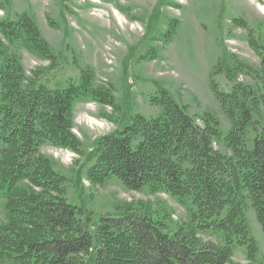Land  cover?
I'll return each mask as SVG.
<instances>
[{
	"label": "trees",
	"instance_id": "trees-1",
	"mask_svg": "<svg viewBox=\"0 0 264 264\" xmlns=\"http://www.w3.org/2000/svg\"><path fill=\"white\" fill-rule=\"evenodd\" d=\"M233 24L247 29L261 67L238 63L235 71L254 84L237 83L230 91L213 78L223 69L212 72V92L230 125L226 133L214 111L193 114L162 89L149 100L160 109L156 116L131 114L90 154L91 184L116 178L128 189L176 198L186 217L171 224L167 214L152 218L130 209L95 220L69 201L68 177L41 148L51 144L82 157L84 144L73 131L75 103L91 99L119 112L113 85L98 84L90 66L64 87L27 74L21 50L52 64L57 55L26 12L0 21V192L6 208L0 264H232L238 247L245 248L246 264H264L247 217L253 210L264 233V46L245 20ZM177 29L173 21L159 40L171 42ZM143 57L154 59L157 51Z\"/></svg>",
	"mask_w": 264,
	"mask_h": 264
},
{
	"label": "rangeland",
	"instance_id": "rangeland-1",
	"mask_svg": "<svg viewBox=\"0 0 264 264\" xmlns=\"http://www.w3.org/2000/svg\"><path fill=\"white\" fill-rule=\"evenodd\" d=\"M24 12L33 17L57 55L52 64L21 50L27 74L36 72L50 87H64L77 81L81 68L90 66L98 84L113 85L120 106L115 113L91 99L75 103L73 131L84 144L82 157L51 144L41 148L54 168L68 177L69 201L85 206L95 220L129 209L152 218L167 214L171 224L184 219L185 208L169 194L131 190L116 178L103 185L91 184L90 154L100 137L120 129L131 114L156 116L160 109L149 100L162 89L193 114L214 111L226 133L230 125L212 92V72L223 69L213 76L223 91L237 83L254 84L250 76L234 69L241 62L259 70L261 60L249 43L247 29L234 26L233 19L245 20L264 46V0H4L0 21ZM173 21L178 29L166 44L159 38ZM153 49L156 58L143 57ZM247 217L263 255L261 225L253 210ZM5 218V198L0 192V223ZM244 249L235 250L232 264L247 263Z\"/></svg>",
	"mask_w": 264,
	"mask_h": 264
}]
</instances>
